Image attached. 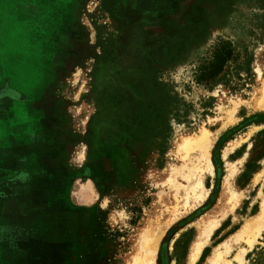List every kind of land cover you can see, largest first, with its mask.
I'll use <instances>...</instances> for the list:
<instances>
[{
    "label": "rangeland",
    "instance_id": "374dc122",
    "mask_svg": "<svg viewBox=\"0 0 264 264\" xmlns=\"http://www.w3.org/2000/svg\"><path fill=\"white\" fill-rule=\"evenodd\" d=\"M226 41L224 71L198 84ZM0 47V96L64 100L48 137L85 229L59 264H133L152 237L153 264H190L214 223L194 264H238L243 251V264H264V0H0ZM160 116L172 126L164 153L142 142Z\"/></svg>",
    "mask_w": 264,
    "mask_h": 264
},
{
    "label": "crops",
    "instance_id": "0c3cea01",
    "mask_svg": "<svg viewBox=\"0 0 264 264\" xmlns=\"http://www.w3.org/2000/svg\"><path fill=\"white\" fill-rule=\"evenodd\" d=\"M63 104L62 98L0 96V264H59L79 244L78 234L84 238V213L69 201L74 178L62 144L48 137L54 121L67 116ZM48 252L51 258H44Z\"/></svg>",
    "mask_w": 264,
    "mask_h": 264
},
{
    "label": "trees",
    "instance_id": "16d2710c",
    "mask_svg": "<svg viewBox=\"0 0 264 264\" xmlns=\"http://www.w3.org/2000/svg\"><path fill=\"white\" fill-rule=\"evenodd\" d=\"M233 56L232 44L229 41L222 42L220 46L213 49L211 57L208 61L207 66H203L200 71V75L197 77L198 84H212L224 71L225 66L231 60ZM167 86L166 83H159L158 87L162 89L161 97L158 99L162 102L164 113L171 116V119H175L178 122L181 121L178 109V101L175 99V95L172 94L171 100L168 97L167 91L164 88ZM163 102L165 105H163ZM161 106V105H160ZM159 120V133L152 134V127L148 125L150 132L145 131L142 135V142L149 143V146L155 147L160 152L164 153L169 148V142L171 138L172 126L170 118L167 120L160 116ZM87 248L90 252H94L93 249L87 244Z\"/></svg>",
    "mask_w": 264,
    "mask_h": 264
},
{
    "label": "bare ground",
    "instance_id": "6f19581e",
    "mask_svg": "<svg viewBox=\"0 0 264 264\" xmlns=\"http://www.w3.org/2000/svg\"><path fill=\"white\" fill-rule=\"evenodd\" d=\"M195 145H196V143L194 141L187 140V141L184 142L183 148L185 150H187V151H191L192 149H194V148H196L198 146V145H196V146ZM263 211H264V209H263ZM255 227H257V232H259L260 229L262 228V226L259 225V224H258V226H255ZM215 229H216V223H214V224H212L210 226H207L204 229L203 238L200 241H198L193 246V248H192L191 255H190V258H189L190 264H194L198 260V258L201 255V252H202L204 246L209 241V239H210V237L213 234V232H214ZM248 235H250V236L248 237V239L246 240V242H247V244L250 247H252L253 244H254V242H255V239L254 238H255L256 235L247 234V236ZM152 239H153V237H152ZM152 239L148 240L147 242L144 241V244L143 245H145L144 247L146 248V254H145L146 257H143L140 260H138L136 258V260L133 262V264H153L154 248H155L154 243L156 242V240H152ZM145 248H143V249H145ZM244 254H245V251H243L242 253H240V254H238V255L235 256L234 259H235V261H237L238 264H243ZM139 257H140V255H139ZM213 260L214 261L212 262V264H230L228 262L227 263H222L223 261L221 262V258H220L219 255L215 259H213Z\"/></svg>",
    "mask_w": 264,
    "mask_h": 264
}]
</instances>
